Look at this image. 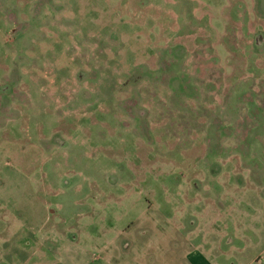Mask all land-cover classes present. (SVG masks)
<instances>
[{
    "label": "rangeland",
    "instance_id": "374dc122",
    "mask_svg": "<svg viewBox=\"0 0 264 264\" xmlns=\"http://www.w3.org/2000/svg\"><path fill=\"white\" fill-rule=\"evenodd\" d=\"M237 182L264 192V0H0V247L161 215L131 251L165 264L173 185Z\"/></svg>",
    "mask_w": 264,
    "mask_h": 264
},
{
    "label": "crops",
    "instance_id": "0c3cea01",
    "mask_svg": "<svg viewBox=\"0 0 264 264\" xmlns=\"http://www.w3.org/2000/svg\"><path fill=\"white\" fill-rule=\"evenodd\" d=\"M190 187L174 184L170 189L171 227L166 238L171 250L166 255L171 262L165 264H264V192L248 190L249 196L238 182L222 184L218 189L204 185L200 191L210 194L194 199L197 190ZM181 191H188L187 197L180 195V199ZM148 207L141 206L140 213L148 214ZM47 219L44 214L42 220ZM163 219L161 215L129 219L127 226L108 232L106 243H102L104 234H85V244L42 229L12 234L8 239L17 242L6 243L3 238L0 264H134L135 255L141 253L136 251L140 249L131 251L132 239L145 237L147 225L153 221V238L162 239Z\"/></svg>",
    "mask_w": 264,
    "mask_h": 264
}]
</instances>
